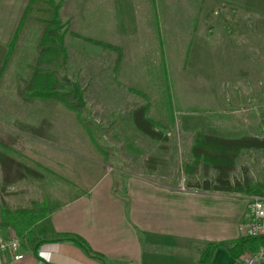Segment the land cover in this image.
<instances>
[{
    "label": "rangeland",
    "instance_id": "374dc122",
    "mask_svg": "<svg viewBox=\"0 0 264 264\" xmlns=\"http://www.w3.org/2000/svg\"><path fill=\"white\" fill-rule=\"evenodd\" d=\"M227 11L228 18L222 19L225 16L211 7V22L197 40L165 42L166 66L161 74L155 34H143L140 41H111L124 47L118 65L113 50L84 39L97 38L89 24H73L65 5L58 9L63 53L44 68L56 73L57 91L66 103L27 95L30 108L34 104L39 112L41 108L48 111V127L53 132L47 131L44 146L30 145L21 137L14 140L0 129V139L11 144L8 153L41 173L3 184L0 166V220L3 210L17 208L39 209L43 216L86 188L85 183L97 173L95 168H101L99 163L104 166L103 162L113 160L122 165L143 147L168 145V139L177 146L180 176L194 177V171L213 186L224 185L214 180L217 168L210 160L202 154L203 161L192 159L189 146L196 143L197 135L219 145L231 136L264 135V22L245 10ZM41 24V17H33L26 39L12 57L11 67L19 63V80L32 67ZM145 103L143 116L149 121V131L169 130L172 137H153L140 130L143 125L135 124L131 110ZM225 177L230 186L241 182L242 189L232 186L231 190L247 200L255 192L246 188L264 181V148H242Z\"/></svg>",
    "mask_w": 264,
    "mask_h": 264
},
{
    "label": "crops",
    "instance_id": "0c3cea01",
    "mask_svg": "<svg viewBox=\"0 0 264 264\" xmlns=\"http://www.w3.org/2000/svg\"><path fill=\"white\" fill-rule=\"evenodd\" d=\"M26 3L0 0V129L14 140L21 137L30 145L44 146L48 144L44 142H48L47 131H52L48 111L41 108L39 112L34 104L30 108L24 95L32 67L26 78L19 80V63L10 66L33 18L26 23L3 67ZM64 5L73 24H89L98 33L94 39L140 41L143 34H155L159 58L161 53L164 58L167 54L165 42L195 41L204 34L205 25L211 22V7L225 16L222 19L228 18L227 8H231L248 11L264 22V0H63L59 9ZM111 43L121 47L122 59L124 47ZM220 131L216 129L217 134ZM170 134L163 130L151 135L170 138ZM168 142L143 147L138 156L122 165L92 159L105 167L99 163L101 168H95L97 173L78 194L49 209L24 231L0 226L3 236L11 230L20 234L22 252L18 258L9 253L0 256V264H196L208 242L218 243L208 264H232L236 256L223 244L240 236L239 226L248 208L246 198L241 192L213 186L194 171V177L180 176L177 146ZM0 143L11 148L3 139ZM191 155L194 160L202 159ZM74 234L97 254L90 255L65 238Z\"/></svg>",
    "mask_w": 264,
    "mask_h": 264
},
{
    "label": "trees",
    "instance_id": "16d2710c",
    "mask_svg": "<svg viewBox=\"0 0 264 264\" xmlns=\"http://www.w3.org/2000/svg\"><path fill=\"white\" fill-rule=\"evenodd\" d=\"M61 0H27L26 6L19 19L13 41L9 44L7 55L3 60L4 64L8 61L12 49L14 48L16 41L20 39L26 23L33 17H41L43 24L40 26V32L37 39L38 49L33 57V66L28 76L27 88L24 95L40 97V98H53L58 99L62 103H66L64 98L58 94L57 91V75L55 72L46 70L45 65L55 60L60 53H63L62 46V34L58 31L60 26L57 21L58 9L60 7ZM45 13L48 14L47 18H44ZM91 40L90 38H84ZM92 42L98 44L103 48L113 50L115 52L114 61L118 63L121 59L122 50L121 47L100 39H92ZM159 71L164 74L165 71V59L163 54H160L159 58ZM139 93L138 90H134ZM142 94V92L140 93ZM147 110V104L139 105L131 110V117L135 124L144 126L142 131L150 132L148 119L143 116ZM171 118V116H170ZM264 118H262L263 121ZM146 129V130H145ZM145 133V132H144ZM242 148H264V135H251L243 134L239 136L229 137L226 139L223 145L217 146L204 141L203 136H198L196 143L192 145L191 153L197 158L202 154L204 159L210 160L212 164L217 168L216 181H218L226 189H231L232 186L237 189H242V184L239 180L234 182V185L230 186L226 176V171L230 169L234 157ZM8 147L0 143V166L2 170V183L10 184L15 180L27 175L29 177H40L41 173L38 169L31 166H27L20 161L13 158L8 153ZM37 165L38 162L36 163ZM247 184L248 182L245 181ZM250 187V186H249ZM246 190L254 191L255 193H264V181L258 184L256 188H249ZM1 215L0 225L9 226L16 231H24L30 225L36 223V221L42 217V211L33 208H17L15 210H3ZM2 214V213H1ZM80 247H82L88 254L96 255L97 252L92 250L87 242L79 235H69L65 237ZM264 241V236H239L236 239L225 242L223 245L234 256L239 254L244 248H252L258 243ZM218 243L208 242L199 252V257L196 264H208L211 253Z\"/></svg>",
    "mask_w": 264,
    "mask_h": 264
},
{
    "label": "built area",
    "instance_id": "2783aa9c",
    "mask_svg": "<svg viewBox=\"0 0 264 264\" xmlns=\"http://www.w3.org/2000/svg\"><path fill=\"white\" fill-rule=\"evenodd\" d=\"M248 208L239 226L240 236H264V193L247 195ZM21 238L12 230L5 236L0 233V256L9 253L12 258H18ZM40 261L35 264H40ZM264 263V241L252 248H244L236 255L232 264Z\"/></svg>",
    "mask_w": 264,
    "mask_h": 264
}]
</instances>
